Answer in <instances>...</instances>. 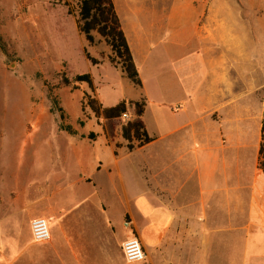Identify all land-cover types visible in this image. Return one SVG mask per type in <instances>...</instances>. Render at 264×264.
<instances>
[{
	"label": "crops",
	"instance_id": "1",
	"mask_svg": "<svg viewBox=\"0 0 264 264\" xmlns=\"http://www.w3.org/2000/svg\"><path fill=\"white\" fill-rule=\"evenodd\" d=\"M112 2L132 56L144 58L165 33L188 43L192 38L183 32L197 34L198 18L207 11L211 22L217 11L202 0H175L167 7ZM158 7L169 12L164 25ZM223 7L228 11V4ZM140 16L146 17L145 26L136 23ZM218 31L211 27L210 34H197L210 78L206 95L179 109L186 120L176 129L159 130L155 138L144 124V106L140 120L153 141L143 147L129 150L121 130L115 142L89 134L96 140L88 147L79 145L83 138L67 134L68 145L60 147L72 163H55L58 149H53L48 163L27 170L24 181L20 169L6 180L0 171V264H129L122 245L133 236L144 253L141 264H264L262 120L254 134L246 130L251 116L244 112L243 97L233 104L238 113L212 116L229 105L223 97L230 67L259 72L261 48L259 42L253 47L258 66L230 51L207 49L219 39L228 46ZM191 63L188 57L184 64ZM155 141L162 143L156 161L146 156ZM39 218L49 228L46 242L31 236L30 223Z\"/></svg>",
	"mask_w": 264,
	"mask_h": 264
},
{
	"label": "rangeland",
	"instance_id": "2",
	"mask_svg": "<svg viewBox=\"0 0 264 264\" xmlns=\"http://www.w3.org/2000/svg\"><path fill=\"white\" fill-rule=\"evenodd\" d=\"M141 1L166 7L175 2ZM78 2L0 0V171L4 180L7 173L20 169L24 181L27 170L43 168L48 163L53 149H58L55 163H72V157L60 147L68 145L64 140L67 134L83 138L79 139V145L85 147L94 145L96 140L88 139L89 134L101 133L115 142L121 126L135 119L132 105L119 119H96L82 104L86 94L92 95L102 108L113 107L123 100H143L146 106L143 121L155 138L159 130L176 129L186 120V114L179 109L189 99L194 104L206 95L208 83H204L210 76L202 65L203 48L198 35L210 34L211 27L214 31L219 27L217 35L224 36L228 46L219 39L218 43L207 44V49L218 53L230 51L233 58H250L256 66L259 62L253 47L257 42L260 44L259 72L250 74L248 69L230 67L229 88L223 97L229 105L212 115L217 120V116L238 113L233 104L237 97H243L244 112L251 116L245 123L246 130L254 134L258 121L264 117V0H202L217 11L213 12L211 22L206 18L207 11L198 18V35L193 30L183 32L186 38H192L188 43L165 33L159 43L150 44L149 57L133 53L140 87L126 79L118 61L115 66L110 64L111 51L104 39L92 32L93 42L89 44L79 33ZM225 4L229 8L224 12ZM157 12L164 25L163 16L168 10L158 7ZM135 21L139 26L147 22L144 16ZM86 56L97 64L92 65ZM188 57L191 66L184 64ZM82 74L90 75L92 91L86 84L64 85L63 80L70 82ZM160 145L155 141L149 146L148 159L156 161Z\"/></svg>",
	"mask_w": 264,
	"mask_h": 264
},
{
	"label": "trees",
	"instance_id": "3",
	"mask_svg": "<svg viewBox=\"0 0 264 264\" xmlns=\"http://www.w3.org/2000/svg\"><path fill=\"white\" fill-rule=\"evenodd\" d=\"M77 30L84 35L86 42L89 44L93 42L92 32L104 39L111 51L110 64L115 66L116 61H118L117 64L120 65V70L126 79L135 87L141 86L133 56L121 29L112 0H79ZM86 59L92 65L97 64V61L89 58V56H86ZM63 82L65 86L71 83L86 84L92 91V80L88 74L76 75L70 82L66 79ZM82 104L89 108L96 119L102 118L107 121L121 118L126 114L128 106L132 105L135 110V119L121 126L122 138L127 142L126 147L132 150L134 147L140 148L153 141L146 134L143 123L140 120L145 106L143 100L138 102L123 100L113 107L102 108L100 104L96 103L92 95L86 94ZM260 133L261 143L259 145L258 165L264 174V117L261 121Z\"/></svg>",
	"mask_w": 264,
	"mask_h": 264
},
{
	"label": "built area",
	"instance_id": "4",
	"mask_svg": "<svg viewBox=\"0 0 264 264\" xmlns=\"http://www.w3.org/2000/svg\"><path fill=\"white\" fill-rule=\"evenodd\" d=\"M32 239L36 242H46L50 233L47 222L43 218L34 219L30 223ZM122 253L127 263L141 264L144 261V253L140 241L133 236L122 245Z\"/></svg>",
	"mask_w": 264,
	"mask_h": 264
},
{
	"label": "bare ground",
	"instance_id": "5",
	"mask_svg": "<svg viewBox=\"0 0 264 264\" xmlns=\"http://www.w3.org/2000/svg\"><path fill=\"white\" fill-rule=\"evenodd\" d=\"M137 1H138V0H137ZM260 1H261V0H260ZM135 2H136V1H135ZM155 2H156V1H155ZM158 2H159V1H158ZM166 3H167V2H166ZM156 4H157V3H156ZM136 5H137V4H136ZM168 5H169V4H168ZM152 6H153V5H152ZM155 7H156V6H155ZM170 7H171V6H170ZM172 7H173V6H172ZM153 9H154V8H153ZM155 11H156V10H155ZM162 19H163V18H162ZM162 19H161V20H162ZM161 20H160V21H161ZM162 25H163V24H162ZM151 28H152V27H151Z\"/></svg>",
	"mask_w": 264,
	"mask_h": 264
}]
</instances>
